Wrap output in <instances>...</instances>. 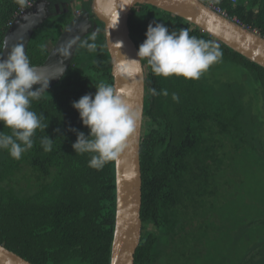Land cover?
Instances as JSON below:
<instances>
[{
	"label": "trees",
	"instance_id": "trees-1",
	"mask_svg": "<svg viewBox=\"0 0 264 264\" xmlns=\"http://www.w3.org/2000/svg\"><path fill=\"white\" fill-rule=\"evenodd\" d=\"M201 1L264 36V0ZM27 7L18 0H0V58L10 22ZM50 18L29 40L31 65L44 62L50 50L46 41L55 43L71 14ZM154 22L169 31L187 30L222 53L198 80L155 76L141 58L145 70L142 234L134 264H193L201 251L196 245L205 236L201 224L217 210L209 206L213 194L227 185L242 194L243 182L255 178L249 175L255 163H264V68L183 18L151 5L138 3L130 10L131 37L143 43ZM84 41L96 48L83 47ZM99 84H113L111 59L102 33H92L80 41L62 79L31 101L30 110L43 117L46 127L36 130L33 148L20 159L0 150V244L32 264L110 263L115 160L95 169L88 166L92 153L76 154L72 148L77 132L89 133L72 103L85 94L94 96ZM152 88L166 89L168 95L153 96ZM173 93L179 102L173 101ZM0 132L11 134L2 124ZM46 135L53 139L47 152L41 145ZM263 218L260 215L248 225L263 224ZM148 223L155 230L148 229ZM263 247L264 239L247 258L255 251L256 260L257 249Z\"/></svg>",
	"mask_w": 264,
	"mask_h": 264
},
{
	"label": "water",
	"instance_id": "water-1",
	"mask_svg": "<svg viewBox=\"0 0 264 264\" xmlns=\"http://www.w3.org/2000/svg\"><path fill=\"white\" fill-rule=\"evenodd\" d=\"M85 1H90L89 12L74 15L64 25L44 62L31 65L41 83L46 85L49 79L47 88H39L40 84H36L33 85V90L39 88V94H42L62 79L74 58L77 46L91 26L90 17L99 22L105 48L111 59L112 86L125 93L123 99L133 111L141 113L140 122L115 159L116 204L109 263L134 264V254L142 234L140 140L144 118L145 70L141 58L136 56L138 47L130 34V10L140 3L179 16L263 68L264 36L236 22L234 18L219 13L201 0ZM44 4L43 1H35L11 21L3 37L1 58H6L17 45H22L27 55L33 31L53 15L47 12ZM0 264L32 263L0 244Z\"/></svg>",
	"mask_w": 264,
	"mask_h": 264
},
{
	"label": "clouds",
	"instance_id": "clouds-1",
	"mask_svg": "<svg viewBox=\"0 0 264 264\" xmlns=\"http://www.w3.org/2000/svg\"><path fill=\"white\" fill-rule=\"evenodd\" d=\"M18 3L27 6V0ZM145 35L136 56L146 59L158 77L198 80L222 56L210 42L190 36L184 29L169 31L163 23L149 24ZM91 39L95 40V36ZM82 46L89 50L96 48L95 43L87 41ZM48 80L46 85L39 81L22 45L14 46L6 58H0V124L11 130V134L0 132V150H7L14 159H20L33 148L37 129L46 128L41 123L43 117L30 110V105L39 97L38 89L48 87ZM36 84L40 87L33 90ZM95 88L94 96L85 94L72 103L82 124L89 129L88 135L77 132L72 148L76 154L92 153L88 166L100 169L119 156L140 122L141 113L133 111L123 99L125 93L113 86L99 84ZM150 92L153 96L168 95L166 89L157 92L152 88ZM172 99L179 102L175 93ZM41 145L44 151H51L53 139L46 135Z\"/></svg>",
	"mask_w": 264,
	"mask_h": 264
},
{
	"label": "rangeland",
	"instance_id": "rangeland-1",
	"mask_svg": "<svg viewBox=\"0 0 264 264\" xmlns=\"http://www.w3.org/2000/svg\"><path fill=\"white\" fill-rule=\"evenodd\" d=\"M175 29L179 32L178 27ZM46 45L49 48L52 46L49 41ZM256 171L255 176L253 172ZM249 173L255 178H251L252 182H243L247 191L242 186V194L238 192L239 189L234 190L229 185L213 194L209 206L217 210L211 212L204 224H201L200 233L205 236L202 235L200 245H196L201 251L193 264H264V247L257 249L259 255L256 260L255 251L247 258L249 249L264 239V223L258 224L259 221H255L248 225L250 221L264 215V163H255ZM146 225L148 229L155 230L152 223Z\"/></svg>",
	"mask_w": 264,
	"mask_h": 264
},
{
	"label": "flooded vegetation",
	"instance_id": "flooded-vegetation-1",
	"mask_svg": "<svg viewBox=\"0 0 264 264\" xmlns=\"http://www.w3.org/2000/svg\"><path fill=\"white\" fill-rule=\"evenodd\" d=\"M40 1H43L45 3L44 7L47 9V12L49 11V12H51V14H53L52 17H54L56 15H62L65 13H69V14H71V18H70V20H71L74 17V15H77V14L82 13V12H89V10H90L89 9L90 8V1H85V0H40ZM38 2H39V0H38ZM73 7H75V10L73 9ZM89 15H90V13H89ZM49 19H51V18L46 19L44 22L48 21ZM90 20H91V26L88 28L87 33L84 35V37L82 39H84L87 35L92 34V33H95V34L101 33V28H100L99 22L94 21V19L92 17H90ZM94 24H96L97 26ZM133 38H135L134 41L136 44L142 43L135 36H133ZM47 42L48 41H46V43Z\"/></svg>",
	"mask_w": 264,
	"mask_h": 264
},
{
	"label": "built area",
	"instance_id": "built-area-1",
	"mask_svg": "<svg viewBox=\"0 0 264 264\" xmlns=\"http://www.w3.org/2000/svg\"><path fill=\"white\" fill-rule=\"evenodd\" d=\"M232 1L234 2L235 0H232ZM31 5H32V2L29 1V2L27 3V6L29 7V6H31ZM213 8H214L215 10H217L219 13H221V14L227 16V14H226L224 11H221V9H220L219 7L213 6ZM23 9H24V8H21L20 12L23 11ZM18 14H19V13H17V14L15 15V17H16ZM234 20H235L236 22H238V23L241 24V22L239 21V19H237V18L234 17ZM10 23H11V22H10Z\"/></svg>",
	"mask_w": 264,
	"mask_h": 264
},
{
	"label": "crops",
	"instance_id": "crops-1",
	"mask_svg": "<svg viewBox=\"0 0 264 264\" xmlns=\"http://www.w3.org/2000/svg\"><path fill=\"white\" fill-rule=\"evenodd\" d=\"M261 216H262V215H261ZM263 219H264V218H263ZM229 239H230V238H229ZM230 240H231V239H230ZM252 247H253V246H252ZM252 247H251V248H252ZM251 248H250V249H251ZM250 249H249V250H250Z\"/></svg>",
	"mask_w": 264,
	"mask_h": 264
}]
</instances>
